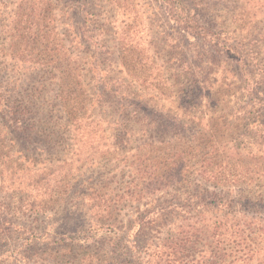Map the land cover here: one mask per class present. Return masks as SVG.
Masks as SVG:
<instances>
[{
  "label": "rangeland",
  "instance_id": "374dc122",
  "mask_svg": "<svg viewBox=\"0 0 264 264\" xmlns=\"http://www.w3.org/2000/svg\"><path fill=\"white\" fill-rule=\"evenodd\" d=\"M185 2L192 13L219 26L224 42L223 49L216 35L198 42L207 51L199 64L214 100H205L196 109L181 103L175 86L181 72L176 66L179 52L185 49L187 58L197 60L195 41L191 36L181 41L157 0H125L116 7L105 0H0V60L43 64L59 62L66 53L71 58L89 56L93 48L69 46L66 36L79 42L92 28L95 71L99 66L105 68L107 48L114 52L108 59L116 61L127 53L133 56L140 65L136 71L142 80L141 106L148 107V111L139 108L138 120H128L124 108L131 107L126 96H113L105 87L73 89L68 95L74 100L68 120L59 111L56 87L46 80L50 68L19 70V78L11 83L21 92L23 104L29 105L30 115L21 119L23 133L14 132L7 141L0 134V142H6L0 150V214L9 224L0 232V264H69L83 262L82 257L95 259L106 251L108 234L124 232L136 217L148 213L150 205L163 201L186 204L161 219L189 226L186 230L196 242L192 264L213 261L208 238L198 227L212 220H239L251 212L264 222V205L205 208L191 206L195 202H188L186 196L196 183L190 177L195 168L254 172L258 168L251 158L264 161V125L255 133V124L243 120L248 99L244 94L251 88L264 94V0ZM100 40L104 47L97 45ZM119 42L126 43L125 53L121 48L118 51ZM119 69L115 66V73L120 74ZM9 79L8 72L0 73L1 85ZM118 104L121 107L116 111ZM152 111L163 115L161 122L151 121ZM174 114H180L184 123L190 121L184 127L183 142L178 141L174 120H166ZM178 150L183 152L182 159L169 165V155ZM165 165L173 171L183 170L182 180L148 197L141 174L162 170ZM150 210L154 216L160 214ZM136 236L138 242L126 238L127 250H154L148 245L156 240L160 243L164 234L153 228ZM64 242L72 245V251L60 250ZM215 263L264 264V251L222 257Z\"/></svg>",
  "mask_w": 264,
  "mask_h": 264
},
{
  "label": "trees",
  "instance_id": "16d2710c",
  "mask_svg": "<svg viewBox=\"0 0 264 264\" xmlns=\"http://www.w3.org/2000/svg\"><path fill=\"white\" fill-rule=\"evenodd\" d=\"M105 1H107L109 6L116 7L119 3L123 5L125 0ZM157 1L160 3V7L164 10L166 16L173 22L175 28L180 33L181 41H185L189 36L195 41L194 44L198 51L197 60L187 58L185 49L181 48L179 52L180 58L176 61V66L181 72L178 74V80L175 86L178 87V98L183 105H186V108H200L205 100H214L212 98L214 91L208 92V86L205 84L206 77L203 76V69L200 68L199 63H202L200 59L204 57L207 51L205 47L198 45V42H204L206 38L216 35V42L223 49L224 42H222L223 40L220 36L221 32L218 31L220 28H218L219 26L214 27L210 25L202 16L192 13L187 7L185 0ZM90 29L92 28H88L85 31L87 34L83 33L80 36L81 41L79 42L71 39L70 34L66 36L69 46L79 44L80 47L86 49L93 48V52L89 56H76L75 58H71L66 53L65 58L59 62L53 60L43 64L40 62H32V60L26 61L16 58H4L0 60V73L6 71L10 76L9 82L0 84V134L5 138L3 141H7L8 136H13L14 132L19 131L23 133L21 119L27 118L30 115L29 105L23 104L24 101L21 100V92L18 91L16 85L12 84L19 78L17 74H19L20 69L37 70L41 68L45 71L50 68L46 80L49 81L48 84L56 87V101L58 102L59 111L68 120L72 116V108L74 106L70 105L74 100H69L68 95L70 90L73 89L75 91L80 89L88 91L98 88L103 89L105 87L108 90L107 93H111L113 96H126L129 101V107H131V110L124 108L129 115L128 120H138L137 118L140 117L138 113L141 110L139 108L148 111V107L141 106L144 104L141 98L142 90L139 89L142 87V80L136 71L140 66L138 65V61L133 56L130 58L127 52V55H124L119 60L108 59L114 52L107 48V57L105 59L103 58V61L106 63L105 68L99 66L95 71V32H92ZM211 31H214L216 34L211 33ZM102 38L101 36L100 39L102 40ZM124 39L122 38L121 41ZM101 40L98 41L97 45L104 47V44H101ZM117 45L118 51H120V48L123 51L122 53L127 51L126 43L119 42ZM69 50L68 53H71ZM56 63L59 65H56ZM115 66L120 68V74L115 73ZM25 97L30 98V94H26ZM244 97L248 99L246 100V111L243 115V120L255 124L253 130L256 133L259 131L257 129L258 126L264 125V94L251 88L244 94ZM134 105L138 108H132ZM120 107L121 104H118L115 110H120ZM248 107L249 110H247ZM152 112L154 115L151 121L153 123L161 122L163 115L159 112ZM169 119L174 120L175 123L173 126L178 128L176 132L179 137L178 141L183 142V138L185 137L184 127L190 121L184 123L180 114L168 115L166 120ZM190 131L193 137L194 132H192L193 130ZM191 139L187 141L190 142ZM3 143L6 142H0V150L2 147H6L4 145L2 146ZM13 147L16 148L15 144ZM182 155L183 152L181 150H178L174 154L171 152L169 155V165H175L177 160L182 159ZM251 159L256 163L255 165L258 168L254 172L252 170H245L244 172L234 173L236 169L224 170L220 167L195 168L190 173V177L196 183L193 184L192 188L186 194L189 198L188 202L192 200L195 203L189 204L197 207L202 205L205 208L233 203L244 204L247 207L264 205V168L262 166L264 161L256 156ZM169 165H165L162 170L141 172L140 180L144 178V190L148 197L150 195L153 196V193L160 192V190H168L166 189L168 187L174 188L182 180L180 176L183 175V170L176 169L173 171L171 169L172 167L169 168ZM189 178L187 179L189 180ZM163 183L168 186L161 187ZM165 202L168 203L167 206H164L166 205L164 204ZM183 203L175 200L163 201L154 206L150 205L147 210L148 213L139 218L136 217L132 221L134 224H131L124 232H120V234H108L106 236L107 249L104 254H98L95 259L94 256L82 257L83 262L79 259V261L74 260L73 262H69V264H192V259L196 257V248H194L196 242L192 239V233L186 230V227L189 226L177 224L172 220L168 222L167 219H161L166 213H173L178 208L184 209L183 206L186 204L183 205ZM170 208L172 210L169 211ZM150 209H157L160 213L158 215L159 217L154 216V210ZM182 211L188 212V210ZM3 219L5 218L1 217L0 214V232L3 231L2 228L4 225H9ZM99 220L101 221L102 218ZM153 228L159 229L161 234L162 232L164 234L160 243L159 240H156V243L148 245L149 248L152 247L154 250L145 251L139 250L138 248L127 250L128 248H126L125 244L127 237L137 238L136 235L138 232L144 230L150 231ZM198 228L199 233L206 235L208 238L209 253L213 260L211 264H216L215 261L222 257H235L241 254L245 256L253 253L262 254L264 251V222L254 212L239 220H212L205 226ZM138 241L137 238L136 242ZM223 241L225 244H222ZM246 242H250L253 246ZM237 247H240V249L237 250ZM60 248L61 251H72V245L68 242L62 243ZM62 257L65 258L66 256L62 255ZM65 262L63 260L61 261V263Z\"/></svg>",
  "mask_w": 264,
  "mask_h": 264
}]
</instances>
